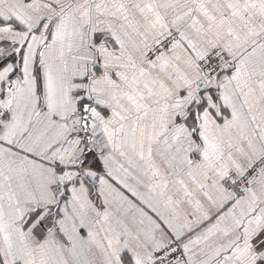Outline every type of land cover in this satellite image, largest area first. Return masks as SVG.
<instances>
[{
	"label": "snow or ice",
	"instance_id": "6c2138e0",
	"mask_svg": "<svg viewBox=\"0 0 264 264\" xmlns=\"http://www.w3.org/2000/svg\"><path fill=\"white\" fill-rule=\"evenodd\" d=\"M0 264H264V0H0Z\"/></svg>",
	"mask_w": 264,
	"mask_h": 264
}]
</instances>
